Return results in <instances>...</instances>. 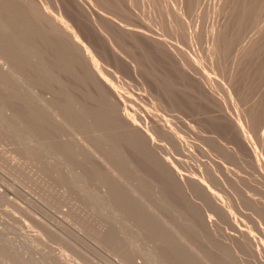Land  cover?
<instances>
[{
	"label": "rangeland",
	"instance_id": "374dc122",
	"mask_svg": "<svg viewBox=\"0 0 264 264\" xmlns=\"http://www.w3.org/2000/svg\"><path fill=\"white\" fill-rule=\"evenodd\" d=\"M10 2L22 13L8 14L6 9L0 13V26H4L0 27V264H204L194 251L200 250L196 235L191 240L189 232L190 240H184L188 245L183 241L185 220L190 219L198 231L204 205L198 192L185 188L172 169L197 178L214 159L234 169L239 166L232 157L226 159L229 164L218 158L216 144L224 136L209 123L210 107L182 102L176 93L180 99L176 97L168 108L163 103L159 110L164 109L161 113L178 135L159 134L157 146L149 149L159 157L156 164L149 154L139 158L131 132L124 136L94 115L99 104L81 76L82 67L66 63L64 57L63 61L56 45L39 38L38 17L24 9L23 0ZM261 5L263 10L264 1ZM193 10L189 21L195 17ZM3 19L8 24H2ZM6 25L12 32L6 33L10 31ZM14 29H19L20 36L27 33L21 39L26 47L16 44L20 38ZM11 38L18 40L15 44L10 40L14 48L8 44L9 49L6 44ZM47 39H52L51 33ZM171 40L176 41L175 36ZM182 40L174 43L181 46ZM28 48H36L34 54ZM3 58L8 67L3 66ZM39 65L45 74L36 71ZM125 73L121 74L123 84L136 82ZM127 76L133 79L128 81ZM147 76L155 85L159 77L158 95L166 92L160 89L167 79L162 67H150ZM222 81L224 88L227 84ZM127 83L124 90L142 89L140 82H136L140 88ZM87 107H93L90 112L94 113L90 115ZM216 187L227 192L220 182ZM237 191L242 194L241 189ZM171 200L175 213L169 208ZM231 205V215L220 219L219 251L227 248L223 236L232 231L228 229L249 228L264 240V225L255 206L245 198L233 199Z\"/></svg>",
	"mask_w": 264,
	"mask_h": 264
},
{
	"label": "bare ground",
	"instance_id": "6f19581e",
	"mask_svg": "<svg viewBox=\"0 0 264 264\" xmlns=\"http://www.w3.org/2000/svg\"><path fill=\"white\" fill-rule=\"evenodd\" d=\"M0 1L5 3L0 5V13L5 9L8 14L13 11L19 15L22 13L11 0ZM174 1L175 4L171 5L170 0H23V6L38 17L39 38L56 45L57 52H63L60 53L62 60L63 57L67 59L66 63L82 67L81 76L95 91L94 100L99 104L95 113L90 112L91 107H87L89 114H97L96 117L99 116L105 124L102 125L119 130L124 136L131 132L130 138L139 158L149 154L156 164L159 157L149 149L157 146L159 134L178 135L171 121L159 110L163 103L167 108L172 107L179 94L182 102L210 107L209 123L224 136L216 144L217 157L228 164L226 159L232 157L239 166L234 169L214 159L197 178L184 176L177 169H172L185 188L198 192L204 205L198 231L193 230L194 224L190 219L185 220L183 241L190 236L193 240L196 235L200 252L194 250L197 247L192 248L199 253L204 264H263L264 240L252 235L249 228L228 229L232 231L225 232L223 236L227 248L219 251L218 246L221 240L220 219L231 215L233 199L248 200L255 206L264 225V8L260 9L264 0ZM9 2L13 6L6 4ZM193 8L195 19L189 21ZM3 21L2 24L7 23ZM11 21L9 24H12ZM180 26L183 35L179 34ZM9 27L8 30L11 29ZM25 29L28 33L29 27ZM169 31L171 38L175 36L176 41L169 39L173 43L167 38ZM9 32L12 31L6 33ZM49 33L52 39H47ZM6 36L8 38V34ZM24 36L16 38L21 40ZM10 40L12 38L8 39L6 45L15 44L16 39ZM20 40L16 44L21 45ZM181 40L183 42L179 46L177 43ZM28 49L34 54L36 48L32 51ZM2 62L3 66L8 67L6 59L3 58ZM157 66L164 69V78H167L166 83L162 84L163 88H160L163 92L166 90L162 95H158L159 77L154 80L158 82L157 86L153 79L150 81L152 75L148 74L150 78L147 76L150 67ZM39 67L36 71L40 70ZM126 71L137 79L136 82H140L142 93L141 90L135 91V88L124 90L127 82L123 84L121 74L124 75ZM41 73H44V67ZM219 78L226 82L224 88ZM132 79L128 77V81ZM132 82V86L136 84L134 79ZM220 92H224L223 95ZM95 108L97 110V106ZM100 119L96 120L99 122ZM218 182L226 186L227 192L216 187ZM247 182L250 187L253 186L252 189L245 185ZM238 189H241V195ZM169 208L172 213L176 212L173 200ZM211 254H214L213 258Z\"/></svg>",
	"mask_w": 264,
	"mask_h": 264
}]
</instances>
